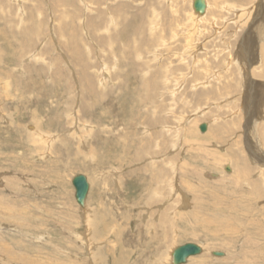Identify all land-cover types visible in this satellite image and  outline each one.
Segmentation results:
<instances>
[{"label": "rangeland", "instance_id": "1", "mask_svg": "<svg viewBox=\"0 0 264 264\" xmlns=\"http://www.w3.org/2000/svg\"><path fill=\"white\" fill-rule=\"evenodd\" d=\"M217 2L239 16L213 3L196 25L192 0H0V264H170L188 243L203 253L186 264H264L251 147L264 151V0ZM240 54L254 57L247 81ZM83 55L102 98L84 89Z\"/></svg>", "mask_w": 264, "mask_h": 264}, {"label": "bare ground", "instance_id": "2", "mask_svg": "<svg viewBox=\"0 0 264 264\" xmlns=\"http://www.w3.org/2000/svg\"><path fill=\"white\" fill-rule=\"evenodd\" d=\"M78 1V0H77ZM194 1L195 0H192V3H191V7H192V16L194 17V20H195V24L197 25V24H199V23H201V22H203V23H205L206 21H207V19L205 20V17H207L208 16V14L209 13H211V10H212V8H213V6L214 7H219V6H221V8H218V9H222V10H226V11H231L232 10V12H234L237 16H239V14H238V12H239V10H237L236 9V7H235V5H233V8L231 9V8H229L230 7V5H228V4H219L218 2H217V0L215 1V0H205V3H206V11H205V13L204 14H200V13H198V12H196L195 10H194ZM104 2V1H103ZM213 3H214V5H213ZM253 5V4H252ZM253 7V6H252ZM238 8V7H237ZM247 10V9H246ZM115 12V11H114ZM253 12L254 11H252V12H249V15H248V19L249 20H251L252 18V14H253ZM244 14V13H243ZM189 15V14H188ZM242 15V14H241ZM246 15V16H247ZM73 16V15H72ZM190 16V15H189ZM192 16H191V18H192ZM88 17V16H87ZM138 17H139V15H138ZM190 18V17H189ZM193 19V18H192ZM243 19V18H242ZM88 20V19H87ZM112 20V19H111ZM249 20L248 21H246V23L245 24H248L249 23ZM264 20V19H263ZM74 21V20H73ZM90 21H91V19H90ZM244 21V20H243ZM172 23V22H171ZM192 23V20H191V22H190V24ZM212 25H214L215 24V22H212L211 23ZM261 24H263V23H261ZM72 25V24H71ZM99 25V24H98ZM74 26V25H73ZM82 26V25H81ZM191 27H192V25H190ZM94 27H96L95 25H94ZM105 27H106V25H105ZM141 27V26H140ZM212 27V26H211ZM85 28V27H84ZM72 29H74V27L72 28ZM251 29H252V27H251ZM263 29V28H262ZM85 30H89V29H85ZM92 30V29H91ZM107 30H109V29H107ZM110 30H112L111 28H110ZM256 30H258L257 29V27L255 26V32H256ZM61 31V30H60ZM97 31V30H96ZM114 31V30H113ZM122 31V30H121ZM125 31V30H124ZM153 31V30H152ZM250 31V30H249ZM259 31V30H258ZM64 32V31H63ZM66 32V31H65ZM74 32H76V31H74ZM92 32V31H91ZM260 32H264V30H261ZM78 33V32H77ZM92 33H94V32H92ZM121 34H122V32H121ZM188 34V33H187ZM256 35H255V38L257 37V38H259L260 36H257L258 34L257 33H255ZM116 35V34H115ZM120 35V34H119ZM113 36H114V34H113ZM122 36H123V34H122ZM124 37V36H123ZM122 37V38H123ZM258 40V39H257ZM261 40H262V38H261ZM189 42H191V41H189ZM260 42V41H259ZM188 45H189V43H188ZM243 52H245V51H243ZM246 52H248L249 54H251V53H253V51H246ZM245 52V53H246ZM84 53V52H83ZM83 53H80V54H83ZM122 53V52H121ZM126 53V52H125ZM255 53V52H254ZM79 54V53H78ZM80 54H79V56H80ZM111 54H113V55H115V54H118V51H111ZM8 55V54H7ZM25 55V54H24ZM243 54H240V56H242ZM264 54H262V56H263ZM100 56V55H99ZM123 56V55H122ZM250 56V55H249ZM252 56V55H251ZM83 57H84V59H82L83 61V65H84V69H86V74H87V76H85L86 78H87V83L89 84L88 85V87L87 88H84L85 90H87V89H89V92L91 93V94H93V90H95L94 91V97H96L95 96V94L97 95V96H99L98 98H102L103 97V92L101 91V89H99L98 88V84L96 85V82H94L92 79H93V75L91 76L90 74H91V72H90V74H89V71H92L90 68H89V66H90V63L89 62H86L85 61V56L83 55ZM124 57V56H123ZM77 58V57H76ZM118 58V57H117ZM254 57H250V59H247V57L245 56V55H243V60L244 61H242V59H240V57L239 58H237V59H235V61H236V64H237V66H238V68H239V70L244 74V75H242V76H244V78H245V80L247 81V79H248V77H249V75H248V71H249V69H250V67L248 68V65L250 66L251 65V61H254V59H253ZM11 59V58H10ZM77 59H79V57L77 58ZM112 59V58H111ZM125 59V58H124ZM128 59V58H127ZM194 59V58H193ZM87 60V59H86ZM108 60H110V59H108ZM119 60V59H118ZM197 60V59H196ZM195 60V61H196ZM88 61V60H87ZM105 61V60H104ZM191 61V60H190ZM264 61V60H263ZM101 62V61H100ZM108 62V61H107ZM245 62V63H244ZM80 64V63H79ZM82 64V63H81ZM127 64V63H126ZM92 65V64H91ZM246 65V66H245ZM93 67V66H92ZM94 68H98L97 69V71H99L100 70V72H103V69H104V72H103V74H100L99 75V80L97 81V83H99L100 84V82H101V80H102V82H101V84L100 85H102L101 87H102V89H105V88H107L108 86H107V82L108 83H110V81H111V76L109 75V70H112L110 67H109V64H107V63H105L104 65L102 64H100L99 66H97V65H95V67ZM110 68V69H109ZM175 68V67H174ZM173 68V69H174ZM42 69V68H41ZM90 69V70H89ZM108 70V71H107ZM146 70V69H145ZM43 71V70H42ZM116 71V70H115ZM175 71V70H174ZM1 72V71H0ZM6 72V71H5ZM4 72V73H5ZM111 72V71H110ZM258 72V71H257ZM61 73V72H60ZM152 73V72H151ZM241 73V74H242ZM99 74V73H98ZM113 74V73H112ZM186 74V73H185ZM260 74V73H259ZM83 75H85V73H83L82 74V76ZM81 76V77H82ZM90 76H91V79H90ZM109 76H110V78H109ZM88 77H89V79H88ZM187 77V76H186ZM1 78V77H0ZM83 78V77H82ZM104 78V79H103ZM243 78V79H244ZM261 78V77H260ZM113 79V78H112ZM184 79H187V78H184ZM92 80V81H91ZM33 81V80H32ZM95 81H96V79H95ZM113 81V80H112ZM150 81V80H149ZM249 82V81H248ZM252 82V81H251ZM34 83V82H33ZM39 83V82H38ZM66 83V82H65ZM86 83V84H87ZM228 83H229V81H228ZM144 84V83H143ZM148 84H150L151 85V83L149 82ZM201 84H203V83H201ZM201 84H197L196 86H195V89L196 88H198V86H200ZM207 83H204V85H206ZM248 84V83H247ZM251 84V83H250ZM7 85V84H6ZM36 85V84H35ZM56 85V84H55ZM111 85V84H110ZM149 85V86H150ZM252 85V84H251ZM254 85V84H253ZM38 86V85H37ZM41 86V85H40ZM68 86V85H67ZM67 86H64V87H67ZM70 86V85H69ZM68 86V87H69ZM83 86V85H82ZM111 86H113V85H111ZM152 86V85H151ZM151 86H150V88H151ZM262 86V88L264 87V84H262L261 85ZM261 86H259L257 83H255V87H256V89L257 88H260L261 89ZM63 87V88H64ZM67 87V88H68ZM83 87H86L85 86V84H84V86ZM145 87V86H144ZM143 87V88H144ZM206 87V86H205ZM29 88V87H28ZM43 88V87H42ZM54 88V87H53ZM56 88V87H55ZM98 88V89H97ZM142 88V89H143ZM153 88H154V85H153ZM21 89V88H20ZM66 89V88H65ZM70 89V88H69ZM69 89H66V90H68L69 91ZM25 90V89H24ZM34 90H35V88H34ZM37 90V89H36ZM40 90H41V88H40ZM48 90V89H47ZM39 91V90H38ZM67 91V92H68ZM84 91V90H83ZM150 91H152V90H150ZM250 91L251 90H248V95L250 96V98L251 99H253V97H254V93H253V95L250 93ZM25 92V91H24ZM255 92V91H254ZM29 93H30V91H29ZM65 93V92H64ZM99 93V94H98ZM22 95V94H21ZM10 96V95H9ZM52 96V95H51ZM105 96V95H104ZM262 98V93H258V91H257V93H255V100H256V102H255V107H254V114H255V116H256V118H257V116H258V114H259V109H260V103H259V101L260 100H262L261 99ZM41 99V98H40ZM97 99V98H96ZM244 99H245V97H244ZM250 99V100H251ZM186 100V99H185ZM249 100V101H250ZM254 102V101H253ZM125 103V102H124ZM252 103V102H251ZM259 103V104H258ZM263 104H264V101H263ZM252 105V104H251ZM59 108V107H58ZM89 111V110H88ZM249 112V111H248ZM202 114V113H201ZM205 114V112H203V115ZM250 114V113H249ZM249 114L246 112V115L245 116H247V117H250L249 116ZM137 116V115H136ZM254 118V117H253ZM215 118H211V119H207V121H200L197 125H198V128H200V126H201V124H204L203 122H208V129H207V131L206 132H201V133H203L202 135H206V134H209V132H210V130H212V127L214 126V123H215V120H214ZM74 120V119H73ZM72 120V121H73ZM249 120V119H248ZM255 121V120H254ZM256 121H258V119H256ZM256 121H255V125H253V124H250V123H253L252 121H250V123H248L247 125H248V130H252L253 129V127L255 128V127H257L256 125ZM55 122V121H54ZM189 122V121H188ZM56 123V122H55ZM53 125H57V124H53ZM60 126V125H59ZM33 129H36L35 127L33 128ZM172 129V128H171ZM171 129H169V130H171ZM177 129V128H176ZM255 129H257V128H255ZM32 130V129H31ZM167 131H168V128H167ZM201 131V130H200ZM171 132V131H170ZM129 133V132H128ZM158 133H159V131H158ZM255 133V130H253V131H251V132H247V134L248 135H252V134H254ZM41 135L40 133H38L37 132V130H35V135ZM43 134V133H42ZM172 134V133H171ZM256 134H257V132H256ZM45 136V135H44ZM253 137H254V135H253ZM257 137L259 138L260 136H258L257 135ZM43 138V140L44 141H46V143H47V139H44V137H42ZM255 138H256V136H255ZM85 139V138H84ZM42 140V141H43ZM259 140V139H258ZM257 140V141H258ZM49 141V140H48ZM153 142V141H152ZM158 143V142H157ZM48 144V143H47ZM253 145L251 146V147H253V150H254V157L252 158V162L254 163V162H256V165H259V167L260 168H262V169H264V151H261V150H259V142L258 143H256L255 142V140H253V143H252ZM153 145V144H152ZM151 145V146H152ZM155 147H157V144H156V146ZM154 147V148H155ZM176 147V146H175ZM252 150V151H253ZM150 152V151H149ZM152 154V153H151ZM150 154V155H151ZM89 155V154H88ZM168 156V155H167ZM173 157V156H172ZM178 157V156H177ZM141 158V157H140ZM173 159V158H172ZM171 159V160H172ZM168 160H170V159H168ZM163 161V160H162ZM172 162H173V160H172ZM169 163H171L170 161H169ZM170 166V165H169ZM175 168V167H174ZM227 168V167H226ZM229 169H230V167H228ZM227 170V169H226ZM229 171H231V169L229 170ZM156 173V172H155ZM175 174V173H174ZM213 177V176H212ZM174 180H176L175 179V177H174ZM173 181V180H172ZM178 184V183H177ZM176 185V184H175ZM175 187V186H174ZM179 189V188H178ZM182 195V194H181ZM82 212L81 213H83L84 214V216L83 217H85V220H86V222H87V224H90L91 223V221H93L92 220V218L94 217V216H92V213H95L94 212V209L93 208H91V210L89 209V206L87 205V202L85 201V206H83L82 208ZM84 209V210H83ZM169 222V221H168ZM105 225V224H104ZM85 226V225H84ZM89 231V230H88ZM74 234V233H73ZM91 235V234H90ZM87 236V235H86ZM91 237H92V235H91ZM90 237V238H91ZM86 238V237H85ZM82 240H83V237L81 238ZM90 242V241H89ZM166 242V241H165ZM89 246V245H88ZM94 249V248H93ZM98 249V248H97ZM173 251L174 250H172L171 251V253H170V259H169V262H170V264H172V261H173V257H172V253H173ZM89 252V251H88ZM95 252H97V251H95ZM97 257V256H96ZM192 258H194V257H192ZM194 261V260H193ZM192 260H191V262H193ZM202 263V262H201Z\"/></svg>", "mask_w": 264, "mask_h": 264}, {"label": "water", "instance_id": "3", "mask_svg": "<svg viewBox=\"0 0 264 264\" xmlns=\"http://www.w3.org/2000/svg\"><path fill=\"white\" fill-rule=\"evenodd\" d=\"M194 10L200 14H204L206 11L205 0H195L194 1ZM208 129L207 124H202L200 126L201 132H206ZM230 169L227 167V171ZM73 186L75 188V199L77 203L83 207L85 206V201L89 194L90 184L85 175H77L72 180ZM203 249L194 243H188L177 247L172 253L173 261L172 264H186L191 257L201 255ZM212 255L216 257H223L225 254L222 252L215 251Z\"/></svg>", "mask_w": 264, "mask_h": 264}]
</instances>
